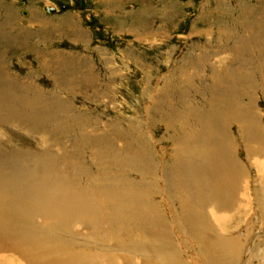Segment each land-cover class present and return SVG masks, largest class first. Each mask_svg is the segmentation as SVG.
<instances>
[{
	"label": "rangeland",
	"instance_id": "374dc122",
	"mask_svg": "<svg viewBox=\"0 0 264 264\" xmlns=\"http://www.w3.org/2000/svg\"><path fill=\"white\" fill-rule=\"evenodd\" d=\"M214 120L226 225L187 179ZM1 183L0 264H264V0H0Z\"/></svg>",
	"mask_w": 264,
	"mask_h": 264
},
{
	"label": "bare ground",
	"instance_id": "6f19581e",
	"mask_svg": "<svg viewBox=\"0 0 264 264\" xmlns=\"http://www.w3.org/2000/svg\"><path fill=\"white\" fill-rule=\"evenodd\" d=\"M49 13V12H48ZM241 111V110H240ZM236 113H237V111H236ZM235 113V114H236ZM234 114V115H235ZM234 115H233V117H234ZM209 117V116H208ZM237 117H239V118H241L240 117V115H237ZM236 116L234 117V119L235 118H237ZM233 119V120H234ZM250 119V118H249ZM219 120H221V121H228V115L227 114H225V115H222V117L221 118H219ZM215 121V120H214ZM213 121V124H214V126H215V129L214 130H212V129H209V130H206V133H205V136H204V139H205V145L204 146H198L197 144H192L189 148H186V153H187V155L189 154L190 156H189V158H191L190 159V161H189V163L191 164L190 166H191V168L188 170V174H187V179L190 181V185H189V187H194V188H201L200 190H198L197 192L196 191H194L193 190V192H194V194H202L203 192H207L208 193V195H207V201H206V203H205V205H207L208 204V206H209V202L211 203V204H214L213 205V207H212V211L213 210H216V212H217V210H219V211H221L219 214L220 215H218L219 216V222L221 223L222 222V225H226V224H228V221H230V218H229V213H228V207H227V203H229V204H231L233 201H235V199L237 200V196H232V193L235 191V190H233V191H230V190H227L226 189V187H228V186H231V185H233V184H231L232 182L233 183H235V181H236V179H237V176H238V172H239V170H238V162H237V160H235V159H233V156H232V154H230V152L228 151H226L225 153H224V151L225 150H222V148H224L225 149V147H224V145L223 144H225V145H227L225 142L223 143V142H221L222 140H223V138H222V136H223V134L221 133V132H219V131H217V130H222V128L223 127H221L220 126V124L219 125H216V121L214 122ZM217 121H218V119H217ZM207 124V123H206ZM205 124V125H206ZM247 124V123H246ZM210 125V128H211V124H209ZM224 126V125H223ZM245 126V125H244ZM206 127H209L208 126V124H207V126ZM205 130V129H204ZM245 130V129H244ZM251 131V130H250ZM203 132V131H202ZM249 132V131H248ZM250 135H252V134H250ZM248 137V136H247ZM197 138V137H196ZM200 139H201V137H200ZM219 139V140H218ZM232 142V141H231ZM250 143V142H249ZM200 144H202V143H200ZM229 144H231V143H228V145ZM249 147H251L250 145H249ZM199 148H201V149H203L202 150V154L199 156ZM216 148H218V150L216 149ZM252 150V149H251ZM250 150V151H251ZM187 151H189V152H187ZM254 151V150H253ZM250 153V152H249ZM199 158V159H198ZM233 159V160H232ZM197 161L198 160V164L196 163V162H194V161ZM209 161V162H208ZM206 162H208L209 163V165H210V172H208V164H207V167H206V171L207 172H205V169H202L201 167L202 166H204V164L203 163H206ZM195 163H196V165H195ZM204 168H205V166H204ZM215 168L217 169V168H219V169H222L223 171V174H216L217 172H216V170H215ZM227 172H228V177H229V179H227V177L225 178V176H226V174H227ZM246 172V171H245ZM186 173V172H185ZM201 173H203L202 174V176L200 177V175H201ZM240 173V172H239ZM206 174H211V175H209L208 176V180L207 179H205L206 177H207V175ZM218 176V180H217V186L215 187L214 186V184L212 183V177L213 176ZM243 175V174H242ZM215 176H214V178H215ZM181 179H186L183 175H180L179 176ZM242 177H244V179H245V176H242ZM241 177V178H242ZM240 180V179H239ZM243 180V179H242ZM238 181V180H237ZM236 181V182H237ZM9 182V181H8ZM16 182V181H15ZM11 183V182H10ZM17 183H18V181H17ZM16 183V184H17ZM238 183V182H237ZM2 184V183H1ZM4 184H8V183H4ZM4 184H2V185H0V188L2 187V188H4V189H6V186H4ZM21 184V183H20ZM22 184H23V182H22ZM242 184H244L243 182L241 183V185ZM7 186H10V187H15L16 185L14 184V182H13V184L11 183V185H7ZM243 186V185H242ZM241 187V186H240ZM239 187V188H240ZM17 188V187H16ZM244 188V187H243ZM39 189V188H38ZM192 189V188H191ZM232 189V188H231ZM234 189V188H233ZM41 190V189H40ZM214 190V191H213ZM243 191H244V189H242ZM2 192H4L5 193V191H3L2 190ZM238 192V191H237ZM236 192V193H237ZM242 192V191H241ZM243 193V192H242ZM6 194H7V196H6ZM42 194V193H41ZM48 193L45 191V193L44 194H42V195H39V198L41 197V196H43L44 198H45V200H47L46 198V195H47ZM66 195H67V193L65 192V191H63V193H62V195H61V197H59V196H56L55 198H54V200H52V201H54V202H59L60 204H62V206H63V202H64V204H65V202H67V200H66ZM238 195V194H237ZM239 195L241 196L242 194H240V192H239ZM238 195V196H239ZM43 197H41V199H44ZM195 197V196H194ZM233 197V198H232ZM242 197V196H241ZM9 198V202H8V200H6V199H8ZM240 198V197H239ZM15 199V197L14 196H10V195H8V193H5V194H3V197H0V218L2 217V220H1V226H4V227H13L14 228V226H15V224H16V220L13 218V214H12V211H11V208H13V207H15V208H17V210L18 209H20L21 208V205L22 204H20V206H18L17 204H14V200ZM243 199V201L245 200L244 198H242ZM241 199V200H242ZM66 200V201H65ZM240 200V201H241ZM24 202V201H23ZM200 202H204L203 200H199L198 201V203H197V205L198 206H200ZM245 202V201H244ZM42 203H43V201H42ZM112 203V202H111ZM111 203H110V205H111ZM234 203V202H233ZM1 204H3L2 206H1ZM45 204L47 205V206H51V204H53V202H51V201H49V200H47L46 202H45ZM113 204V203H112ZM210 204V205H211ZM237 204V203H236ZM242 204H244L243 202H242ZM40 205V204H39ZM55 205H56V203H55ZM196 205V204H195ZM24 206V205H23ZM38 206V205H37ZM45 206V205H44ZM53 206V205H52ZM202 206V205H201ZM207 206V207H208ZM54 207V206H53ZM61 207V206H60ZM211 207V206H210ZM42 208V207H41ZM243 208V207H242ZM245 208V207H244ZM10 211V212H7V211ZM209 210V209H208ZM209 212H210V210H209ZM27 213V212H26ZM211 213V212H210ZM215 213V212H214ZM218 213V212H217ZM19 214V213H18ZM25 214V213H24ZM209 214V213H208ZM216 214V213H215ZM15 215V214H14ZM193 215V214H192ZM217 215V214H216ZM191 216V214H189V217ZM195 216V215H194ZM197 216V215H196ZM210 216H211V214H210ZM189 217L187 218V219H189ZM212 217V216H211ZM217 217V216H216ZM216 217H214V218H216ZM4 218H5V222L3 221L4 220ZM191 218V217H190ZM23 220V219H22ZM190 220V219H189ZM25 221V220H24ZM188 221V220H187ZM192 221V220H191ZM214 221V220H213ZM33 222V221H32ZM218 222V223H219ZM19 223V222H18ZM27 223V222H26ZM25 223V224H26ZM29 223V222H28ZM188 223L189 224H191L189 221H188ZM196 224V223H195ZM200 224V223H199ZM198 224V225H199ZM230 224V223H229ZM7 225H9V226H7ZM61 226H63L62 224H61ZM196 226V225H195ZM201 226H202V224H201ZM7 228L5 229V231L7 230ZM24 228V227H23ZM15 229L16 230H14V232H12V231H10L9 229L7 230V232L5 233L4 231H2V233L3 234H5V239H11L12 240V242H15V244L17 243V242H21L23 239H28V238H25V236H26V234H24V236H22V235H20L18 232V228L15 226ZM22 229V228H21ZM25 229H28V228H25ZM25 229H24V232H25ZM194 229V228H193ZM192 230V229H191ZM23 231V230H22ZM9 232V233H8ZM27 233V232H26ZM197 233V232H196ZM222 233V232H221ZM193 234L194 235H196L197 236V234H195V231H193ZM28 235V234H27ZM32 235V234H31ZM2 237V236H1ZM28 237V236H27ZM211 237V238H210ZM210 237H208L209 238V240L210 241H212L213 242V240H216L215 239V237L216 236H210ZM212 239V240H211ZM219 239V238H218ZM16 240V241H15ZM229 239H228V237H227V239H226V237H224V240H223V238H221V241H223L224 243H222V242H220L219 243V247H220V250L221 251H223V253H219V252H217V262L218 261H221V262H218V263H224V264H226L227 263V260L229 261V264H233V262L232 261H234V260H232L233 258H234V256H235V247H234V244L232 245L231 243H228L227 241H228ZM24 241V240H23ZM26 241V240H25ZM220 241V240H219ZM209 242V241H208ZM25 243H27V242H25ZM211 243V242H210ZM14 244V243H13ZM32 244H36V243H32ZM211 245H212V247H213V244L211 243ZM232 245V246H231ZM237 245V244H236ZM11 246V245H10ZM43 246H44V244H43ZM208 246V245H207ZM239 246V245H238ZM237 246V248H236V250H238V247ZM46 247V246H45ZM33 249V248H32ZM41 249H42V247H41ZM45 249V248H44ZM210 250V249H209ZM233 250V251H232ZM45 251V250H44ZM43 251V252H44ZM211 251V250H210ZM37 253H38V251H36ZM41 254V253H40ZM62 254V253H61ZM31 255V254H30ZM29 255V256H30ZM44 255H45V252H44ZM33 256V255H32ZM35 257V256H34ZM33 257V258H34ZM68 257V256H67ZM219 257V258H218ZM225 258V261L226 262H222L223 260L221 259V258ZM231 257H233V258H231ZM24 258H26V257H24ZM59 258V257H58ZM126 259V258H125ZM216 259V258H215ZM60 260V259H59ZM63 260V259H62ZM33 261V260H32ZM70 261V260H69ZM120 261V260H119ZM125 261V260H124ZM127 261V260H126ZM232 262V263H231ZM234 262H236V260L234 261ZM28 263H29V261H28ZM56 263V262H55ZM240 263V262H239ZM30 264V263H29Z\"/></svg>",
	"mask_w": 264,
	"mask_h": 264
},
{
	"label": "water",
	"instance_id": "95a60500",
	"mask_svg": "<svg viewBox=\"0 0 264 264\" xmlns=\"http://www.w3.org/2000/svg\"><path fill=\"white\" fill-rule=\"evenodd\" d=\"M45 10H46L47 12H52V11H55L56 8L53 7V6H46V7H45ZM23 12L26 13V10H23Z\"/></svg>",
	"mask_w": 264,
	"mask_h": 264
}]
</instances>
